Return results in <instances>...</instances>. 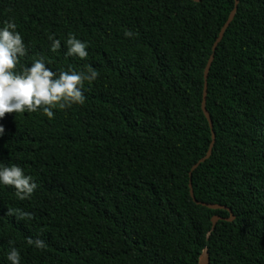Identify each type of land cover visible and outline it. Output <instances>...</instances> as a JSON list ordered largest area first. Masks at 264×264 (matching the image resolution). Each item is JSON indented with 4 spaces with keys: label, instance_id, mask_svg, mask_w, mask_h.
Masks as SVG:
<instances>
[{
    "label": "trees",
    "instance_id": "1",
    "mask_svg": "<svg viewBox=\"0 0 264 264\" xmlns=\"http://www.w3.org/2000/svg\"><path fill=\"white\" fill-rule=\"evenodd\" d=\"M0 0V26L26 48L16 71L98 73L83 104L0 119V164L37 188L20 200L0 185V264H264V0ZM133 35L126 38L124 33ZM72 34L88 56H66ZM61 41L50 51L48 36ZM208 240L214 217L228 211ZM31 214L20 218L18 212ZM40 239L37 249L27 239ZM12 241V244H9Z\"/></svg>",
    "mask_w": 264,
    "mask_h": 264
},
{
    "label": "clouds",
    "instance_id": "2",
    "mask_svg": "<svg viewBox=\"0 0 264 264\" xmlns=\"http://www.w3.org/2000/svg\"><path fill=\"white\" fill-rule=\"evenodd\" d=\"M132 32L126 31L124 36L130 38ZM50 51L56 52L61 48V41L48 36ZM67 48L66 56H76L84 59L88 56L86 42L69 34L64 41ZM26 54L25 44L17 25L11 20H5L0 26V119L6 113L42 112L43 115L52 119L53 109H64L72 104H83V83L94 81L98 73L87 67L86 71L77 72L72 68L67 70L53 71L46 66L44 58L34 59L30 67H22L16 71L20 58ZM4 129L0 126V136ZM0 185L11 186L15 189L16 197L25 200L31 197L37 188L33 178L26 174L18 165L0 164ZM20 218H31V214L23 211L18 212ZM29 245L37 249L46 247L40 239H27ZM12 244V241H9ZM9 264H20V253L15 247H10L6 254Z\"/></svg>",
    "mask_w": 264,
    "mask_h": 264
},
{
    "label": "water",
    "instance_id": "3",
    "mask_svg": "<svg viewBox=\"0 0 264 264\" xmlns=\"http://www.w3.org/2000/svg\"><path fill=\"white\" fill-rule=\"evenodd\" d=\"M196 3H200L202 0H192ZM238 5H239V0H235V8L234 10L232 11V13L230 14V17L228 19V21L226 22L225 26L223 27V29L221 30L220 32V35L213 47V54L207 64V67H206V70H205V89H204V95H203V103H202V109H203V112L210 124V127H211V130H212V142L210 144V147H209V150L207 152V155L201 159L195 166L194 168L192 169V172L190 174V177L192 179L193 177V173L202 165L204 164L206 161H208L211 157H212V154H213V149H214V146H215V143H216V135H215V132L213 130V121H212V118H211V115L210 113L208 112L207 110V97H208V79H209V75H210V71H211V68H212V65H213V62L215 60V54L217 52V49L219 47V45L221 44V42L223 41L224 37H225V34L226 32L228 31V29L230 28L231 24L233 23V21L235 20V17H236V14H237V11H238ZM190 190H191V196L193 198V200L199 204V205H202L203 207H206L210 210H213V211H228L230 213V218L229 219H223L221 217H214L213 220H212V230L211 232L208 234V240L210 239L212 233L215 231L216 227H217V224L222 221V220H226L227 222H233L235 220V216L232 212L231 209L227 208L226 206H221V205H215V204H206V203H200L196 200L195 198V194H194V190H193V185H192V180H191V184H190ZM200 264H210V256H209V250L208 249H205L202 256H201V259H200Z\"/></svg>",
    "mask_w": 264,
    "mask_h": 264
}]
</instances>
